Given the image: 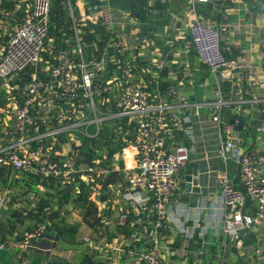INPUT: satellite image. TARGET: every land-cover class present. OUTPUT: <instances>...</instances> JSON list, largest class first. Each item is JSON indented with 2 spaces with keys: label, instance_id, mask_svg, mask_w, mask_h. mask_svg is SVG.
<instances>
[{
  "label": "crops",
  "instance_id": "0c3cea01",
  "mask_svg": "<svg viewBox=\"0 0 264 264\" xmlns=\"http://www.w3.org/2000/svg\"><path fill=\"white\" fill-rule=\"evenodd\" d=\"M61 2L64 16L59 22L55 14L50 15L52 32L47 43L71 47L77 32L89 59L106 51L98 73L101 81L120 76L119 68L128 66L132 80L157 81L148 87L155 100L160 97L158 88L173 85L179 94L174 103L188 106L194 131L189 162L198 166L199 192L187 191L186 164L170 198L168 226L159 232L162 259L167 264H258L254 249L264 245V217L236 236L223 233V202L216 178L227 171L240 185L238 166L219 154L218 128L212 122V110L204 106L215 100V77L193 52L185 54L183 45L189 38L188 27L196 19L211 26L230 25L222 34L223 53L230 58L244 57L245 62L233 78L220 81L227 105L219 128L223 138L233 140L239 148L264 151V133L256 131L264 126V0ZM103 7L112 12L110 34L114 41L101 25L99 11ZM143 37L148 40L144 44ZM186 63L189 74L184 76ZM248 75L256 80L253 88L248 86ZM239 103L242 111L237 113ZM196 105L200 106L197 111ZM164 125L166 128L157 124L155 132L164 135L168 148L189 143L169 116ZM132 132L124 119L104 123L95 139L63 138L62 148L77 156L79 169L93 174L98 167L120 168L107 176H94L103 187L98 199L88 197L77 178L68 184L59 176H31L2 167L0 191L7 195V203L0 212V240L22 236L37 226H45L46 231L34 239L27 252L0 248V264H34L38 256L41 264H140L137 257L153 235L154 212L150 202L136 203L126 197L132 190L121 171L127 161L123 140ZM4 145L6 141L0 137V146ZM246 202L243 212L254 217V205ZM122 215L126 217L121 219Z\"/></svg>",
  "mask_w": 264,
  "mask_h": 264
},
{
  "label": "built area",
  "instance_id": "2783aa9c",
  "mask_svg": "<svg viewBox=\"0 0 264 264\" xmlns=\"http://www.w3.org/2000/svg\"><path fill=\"white\" fill-rule=\"evenodd\" d=\"M9 1L0 13V137L6 141V145L0 146V170L8 167L31 176H59L68 184L77 178L88 197L98 199L103 187L94 176H107L120 168L98 167L89 174L78 168L77 156L71 150L62 148V140L69 135L95 139L100 137L104 123L126 119L133 130L123 140L127 161L121 171L132 190L126 197L136 203L150 202L154 212L153 235L137 261L167 264L159 252V232L168 226L170 198L179 187L181 170L193 151L194 131L188 106L174 103L179 94L173 85L158 88L160 97L155 100L148 87L158 84L157 81L132 80L128 66L119 68L120 76L101 81L98 73L106 51L89 59L77 32L71 47L59 49L47 43L50 0ZM99 15L102 27L114 41L110 34L114 25L111 9L103 7ZM5 21L11 22V26ZM229 26L228 23L206 25L196 19L188 27L189 38L183 52H193L215 77V100L204 106L212 110V122L218 128L219 154L224 161L230 159L238 166L240 185L227 171L216 178L223 202V233L236 236L264 217V151L256 147L239 148L233 140L224 139L219 128L227 105L220 81L233 78L245 62L244 57L230 58L223 53L222 34ZM262 30L264 33V23ZM147 41L146 37L141 39L142 44ZM188 70L186 63L184 76L189 74ZM247 81L251 88L256 85L253 75H248ZM241 104H237V113L242 111ZM198 105L194 107L196 111ZM167 116L180 126L189 143L168 148L164 135L155 132L157 124L166 128ZM256 131L264 133V126ZM246 201L254 205V217L243 212ZM6 203L7 195L0 191V212ZM125 217L122 215L121 219ZM45 231V226H37L22 236L2 240L0 248L27 252L34 239ZM254 257L258 264H264V245L254 249Z\"/></svg>",
  "mask_w": 264,
  "mask_h": 264
},
{
  "label": "trees",
  "instance_id": "16d2710c",
  "mask_svg": "<svg viewBox=\"0 0 264 264\" xmlns=\"http://www.w3.org/2000/svg\"><path fill=\"white\" fill-rule=\"evenodd\" d=\"M62 0H50V2H51V8H50V15L51 14H55L56 16H57V20L59 21V22H61L62 20H60L61 19V17L62 16H64V10L62 9V3L63 2H61ZM51 22V21H50ZM105 30V29H104ZM52 32V30H51V25L49 26V34ZM106 33V32H105ZM107 34V33H106ZM143 34H145V32H143ZM144 38V37H143ZM58 48L59 49H61V48H65L63 45H60V46H58ZM226 55V54H225ZM227 56V55H226ZM228 57V56H227ZM110 135V134H109ZM85 141V140H84ZM85 194V196H86V198H87V194L86 193H84ZM83 201H84V203L86 202L85 201V199L82 197V195H80L79 196ZM87 211H89L88 209H89V207H87V208H85ZM56 215H57V213H55L54 214V216L56 217ZM0 241H2V240H0ZM2 253H4L5 254V252L4 251H1ZM41 262V257H37L35 260H34V264H41L40 263ZM55 264H58V263H55ZM87 264H89V263H87Z\"/></svg>",
  "mask_w": 264,
  "mask_h": 264
},
{
  "label": "water",
  "instance_id": "95a60500",
  "mask_svg": "<svg viewBox=\"0 0 264 264\" xmlns=\"http://www.w3.org/2000/svg\"><path fill=\"white\" fill-rule=\"evenodd\" d=\"M186 166L187 168L184 173V182L187 191L199 192V188L197 187L198 166L196 162H188Z\"/></svg>",
  "mask_w": 264,
  "mask_h": 264
},
{
  "label": "rangeland",
  "instance_id": "374dc122",
  "mask_svg": "<svg viewBox=\"0 0 264 264\" xmlns=\"http://www.w3.org/2000/svg\"><path fill=\"white\" fill-rule=\"evenodd\" d=\"M10 1L9 0H0V13L6 8V7H8V5L10 4L9 3ZM1 19V18H0ZM6 22V24L8 23L9 24V26H11V22H7V21H5ZM109 36V35H108ZM44 63L42 62L41 64H40V66H42ZM2 95V92H0V96ZM1 99V98H0ZM71 138H74V137H71ZM81 138V140L83 141V138L82 137H80ZM228 155V154H227Z\"/></svg>",
  "mask_w": 264,
  "mask_h": 264
}]
</instances>
